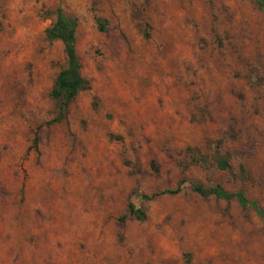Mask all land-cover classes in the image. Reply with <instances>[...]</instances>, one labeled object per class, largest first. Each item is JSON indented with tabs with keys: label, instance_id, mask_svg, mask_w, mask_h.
<instances>
[{
	"label": "rangeland",
	"instance_id": "obj_1",
	"mask_svg": "<svg viewBox=\"0 0 264 264\" xmlns=\"http://www.w3.org/2000/svg\"><path fill=\"white\" fill-rule=\"evenodd\" d=\"M258 1L0 0V264H264V220L190 189L264 207ZM56 7L90 88L48 126Z\"/></svg>",
	"mask_w": 264,
	"mask_h": 264
},
{
	"label": "trees",
	"instance_id": "obj_2",
	"mask_svg": "<svg viewBox=\"0 0 264 264\" xmlns=\"http://www.w3.org/2000/svg\"><path fill=\"white\" fill-rule=\"evenodd\" d=\"M259 1L260 3L263 2L261 0ZM46 14L48 17L53 16L54 19L45 30V37L49 42L58 41L62 44V51L65 60L63 67L55 76L49 92V97L53 101L55 108L53 118L47 122V125L49 126L53 123L64 121L71 103L77 98L80 92L88 90L90 86L81 74L82 66L76 52V19L65 15L61 7H56L53 11H47ZM96 22L101 31L106 30L103 20L96 19ZM144 36L147 38L148 34L145 33ZM31 144V147L37 151L36 136L32 139ZM240 172L242 179H246L247 176L245 175L243 168H240ZM190 189L192 193L204 198L213 197L217 200L224 201L235 200L241 209H251L258 218L264 220V207L259 206L255 201L249 199L243 190L230 192L224 189L220 184L205 187L196 183L191 184ZM180 191L181 187L178 185L174 189H165L153 193L150 196L142 195V199L150 201L160 195H174ZM127 210V215L134 217L137 220L141 221L146 217L144 209L135 207L131 202L128 203Z\"/></svg>",
	"mask_w": 264,
	"mask_h": 264
},
{
	"label": "water",
	"instance_id": "obj_3",
	"mask_svg": "<svg viewBox=\"0 0 264 264\" xmlns=\"http://www.w3.org/2000/svg\"><path fill=\"white\" fill-rule=\"evenodd\" d=\"M221 166L223 167L224 166V163H221Z\"/></svg>",
	"mask_w": 264,
	"mask_h": 264
}]
</instances>
